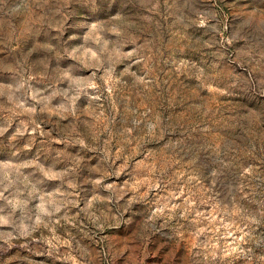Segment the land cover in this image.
<instances>
[{"label":"rangeland","instance_id":"374dc122","mask_svg":"<svg viewBox=\"0 0 264 264\" xmlns=\"http://www.w3.org/2000/svg\"><path fill=\"white\" fill-rule=\"evenodd\" d=\"M0 264H264V0H0Z\"/></svg>","mask_w":264,"mask_h":264}]
</instances>
